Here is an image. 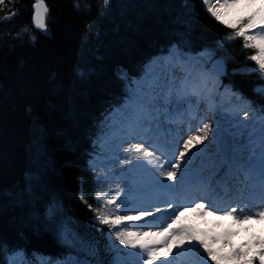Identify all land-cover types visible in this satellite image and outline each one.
Instances as JSON below:
<instances>
[{
    "label": "trees",
    "instance_id": "trees-1",
    "mask_svg": "<svg viewBox=\"0 0 264 264\" xmlns=\"http://www.w3.org/2000/svg\"><path fill=\"white\" fill-rule=\"evenodd\" d=\"M35 1L0 0V264L17 249L29 264L41 253L109 264L87 158L125 78L174 44L183 55L207 48L264 110L259 48L202 0H44L47 33L33 27Z\"/></svg>",
    "mask_w": 264,
    "mask_h": 264
},
{
    "label": "rangeland",
    "instance_id": "rangeland-1",
    "mask_svg": "<svg viewBox=\"0 0 264 264\" xmlns=\"http://www.w3.org/2000/svg\"><path fill=\"white\" fill-rule=\"evenodd\" d=\"M203 2L213 17L240 29L246 38L259 47L257 60L264 66V0ZM177 54V48H171L168 54L150 64L145 77L132 79L128 83L129 98L124 102L125 109H117L109 115V127L101 137L98 152L92 158L97 179L103 184L98 197L106 209L101 219L103 223L112 225L108 240L117 250L115 264H264V199L261 198V184L264 183V115H257L245 101L238 96V100L233 99L232 92L222 89L221 80L209 71L211 61L218 62L215 61L217 57L209 50H203L199 57L187 56V60H184L193 78L209 80L207 94L203 92L202 96L214 95L216 102L215 110H210L214 111L209 112L207 122H197L191 136L199 135L203 142L204 139L208 140L210 130L214 127L211 125L215 122L226 127L235 139L249 134L250 137H244V145L248 149L246 161L251 164L247 168L251 175H247L244 169L236 165L245 162L237 160L229 165L216 163V152L205 157L202 155L204 152L200 151L201 155L194 153V159L188 169H198L205 177L209 176L207 185L217 187L227 177L229 167L236 165L239 180L244 181L240 187L247 185L243 196L241 194L242 197L233 198L229 206L224 208L206 201L182 202L178 198L176 205L168 196V191L175 192L177 186L181 188L186 183L183 181V174H176V167L184 171L187 170L186 166L178 160H163L160 163V157L152 152L153 149L148 146L147 148L145 142L142 144L140 135L144 138L143 134L146 133L141 131L139 124L135 130H138L140 135L132 130V125H128L136 126L138 122L146 123L147 119H150L146 116L145 120L141 111L145 105L156 101L155 93L158 97L156 99L162 100V86L174 75L165 68L171 67H168V61L176 58ZM175 62L184 65L183 60L178 58ZM152 77L161 84L155 93L151 90L156 89V86L145 84L146 80ZM178 92L168 94L170 98H163L167 104L159 105L156 110L160 118L168 119L166 114L172 113L169 110V99L184 100L185 94L179 96ZM145 97H148V102L143 103ZM139 102L140 107H136ZM202 102L194 101V105L201 107ZM150 110L149 113L155 117L156 113ZM145 111L147 112L146 109ZM156 121L159 123V120ZM157 126L161 127L160 124ZM184 127L182 126V129ZM153 129L157 131L156 128ZM120 130L127 131L126 135L121 136ZM160 131H151L149 140L159 136L161 140H158V144L161 146L163 142L169 146L175 145L174 141L169 144L168 139L162 136L163 131ZM179 131L181 132L180 129ZM191 136L187 134L179 139L178 150H184L177 156L183 158L187 149L185 142ZM131 137L133 139H130ZM156 151L159 152L158 149ZM155 163L164 166L161 168L164 173L156 170L152 165ZM148 167L153 168L144 172ZM23 260L24 254L18 252L13 256L11 264H22Z\"/></svg>",
    "mask_w": 264,
    "mask_h": 264
},
{
    "label": "bare ground",
    "instance_id": "bare-ground-1",
    "mask_svg": "<svg viewBox=\"0 0 264 264\" xmlns=\"http://www.w3.org/2000/svg\"><path fill=\"white\" fill-rule=\"evenodd\" d=\"M186 73H187V70L186 69H184V71H183V73L181 74V78L183 77L184 78V84H185V86L186 87H188L187 88V91L185 92L186 93V95H185V100H186V105H185V107L182 105V101L180 100V99H176V100H173V101H175L176 103H178L179 105H175V106H173L172 105V102H170V105L171 106H173V108H170V110L172 111V113L174 112V110L173 109H175V112H174V117L176 118V120L178 121L179 120V123L180 124H182V121H183V118H181V113L182 112H185V109L184 110H182L181 112H179L180 111V109H181V106L182 107H184V108H187V110H190V112L188 113V111H186V113H187V116H188V121H190V123L191 122H193V125L195 126L196 124H197V122H200V121H203V122H205V119H207L208 118V114H209V111L212 109V108H214L215 107V104H214V96H212V95H210V96H204V97H199V99L201 100L200 102H202V105H201V107H199L198 106V104H196V105H194V100H193V97H191V96H189V94H192L194 91V89L196 88L197 89V92L199 93V90L200 89H207V86L205 85V83L203 82V81H200V83H199V85L198 86H196V87H194L195 85H197V82L196 81H194V80H196V78H192V80L191 79H189L187 76H186ZM198 79V78H197ZM181 80V79H180ZM180 80H178V81H176V82H174V83H171L170 81H167L166 83H165V86L163 87V89H164V92H161V94H162V96H163V98H168V92H170V91H172V90H174V88H176L177 90H182L183 88H180V85H182V83H181V81ZM147 81H149V80H147ZM151 83H153L152 85L153 86H156V89H152V90H157L158 89V87L161 85L160 83H157L156 82V80H154V81H151ZM185 90V89H184ZM198 95H200V93L199 94H197V96ZM158 98V97H157ZM162 100L161 101H159V102H163V104H167L165 101H164V99L162 98V97H160ZM184 100V101H185ZM146 108H148V107H146ZM147 110V109H146ZM151 110H149V111H147V112H150ZM184 116H186L185 114H183ZM208 115V116H207ZM207 116V117H206ZM179 117H180V119H179ZM148 124H151V125H148ZM132 126H133V128H132V130H135L137 127H138V124L136 125V126H134V124H132ZM147 126H148V128H147ZM193 126V127H194ZM212 126H214L213 128H211V130H210V133H209V135H208V140L207 139H204V137H206V135L203 137V139H204V142L200 139V137H199V135L197 136H191V137H189L187 140H186V145H187V149L188 150H194V153H195V155H196V153H198V155L200 154V151L201 152H204V154L202 153V155H203V157H205L206 155H208L209 154V156H211L214 152H215V137H216V127H218V123L216 122L215 124H213ZM140 127H142V126H140ZM147 128L148 130H150V131H148V136H149V134H152L151 133V131L152 132H154V133H158L161 129H159V128H156V122H153V120L151 121V120H148L147 119V122H146V124L144 125V127H143V129L141 128V131L142 130H144V128ZM153 128H156L157 129V131H155ZM129 129V128H128ZM131 130V129H130ZM130 130H128V131H130ZM171 129H169V130H167V131H165V132H163V135L162 136H164V138H167L168 139V143L170 144V141H173L172 140V135H170L171 133V131H170ZM177 130V129H176ZM193 130V128H191V130L189 131V132H191ZM206 130L208 131L209 129L208 128H206ZM136 131H138V130H136ZM163 131V130H162ZM162 131H160V132H162ZM173 132H174V134H173V138L174 137H176V138H180V137H183L182 136V133L179 131V130H177L178 132H176L175 131V129H173L172 130ZM167 132V133H166ZM188 132V133H189ZM130 133V132H129ZM139 133V132H138ZM153 133V134H154ZM166 133V134H165ZM187 133V134H188ZM198 133V132H197ZM196 133V134H197ZM185 134V133H184ZM194 134V133H193ZM200 134V133H199ZM202 134V133H201ZM205 134V133H204ZM139 135H140V133H139ZM143 135H145V137L147 136L146 134H143ZM158 135V134H157ZM159 135H160V133H159ZM155 136V135H154ZM203 136V135H202ZM140 138H141V142H142V144H143V137H141V135H140ZM151 139V138H150ZM166 139V140H167ZM136 140V139H135ZM149 140V139H148ZM158 140H161V138L159 137V136H155V137H153V139H152V142L153 143H156V144H158ZM148 142H151L150 140L148 141ZM175 143V142H174ZM145 144H147L146 146H148V144L149 143H145ZM159 145H160V143H159ZM141 147V146H140ZM169 148L172 152H174V156L176 155V153H175V151H176V149L178 148L177 147V145H176V143H175V145L174 144H171L170 146L169 145H167V143L166 142H163V144H162V146H161V148L163 149V148ZM180 147V146H179ZM185 147V146H184ZM186 148V147H185ZM144 149V148H143ZM186 149V150H187ZM154 150V149H153ZM187 150V151H188ZM154 151H156V150H154ZM186 152V151H185ZM147 153V152H146ZM150 153V152H149ZM201 155V154H200ZM154 156V155H153ZM152 156V157H153ZM148 157H150V156H148ZM158 157V156H157ZM146 159H145V161H147V157H145ZM169 158V157H168ZM150 159H151V157H150ZM155 159V158H154ZM194 159V154H193V157L191 158V159H187L186 157H184V155H183V158H181V157H179L177 160H178V162H181L182 164H184L185 166H186V168H187V170H180V169H177L178 167H176V174H177V176H180L181 174H183V178H188V179H191V182L193 181V174L190 172V170H188V167H189V165L190 164H192V160ZM152 160V159H151ZM153 161H155V160H153ZM177 162V161H176ZM191 162V163H190ZM152 165H154V167L156 168V170L158 171V172H162V173H164V171H162L161 170V168H164V166H162L160 163H155V164H152ZM239 165V167H240V165L241 164H238ZM151 169L152 170V168L153 167H148L147 169H145L144 170V172H149V170L148 169ZM241 168H243L242 166H241ZM236 169V168H235ZM235 169L233 168V170L235 171ZM179 170V171H178ZM245 172H246V174L247 175H249V171L248 170H245ZM237 177H239V174H237ZM239 178H235V180L237 181ZM222 186H225V188L227 189V191H229V189L231 188V187H233V185H231V183L230 184H221L220 186H219V189H218V191L219 192H221V190H220V188L222 187ZM201 188L204 190V192L206 193V198L208 199V197L210 198V195H209V193H211V194H213V187H209V186H205L204 184H201ZM217 191V192H218ZM197 195V193H196V191H195V189L194 188H189V189H187V190H185L184 192H183V196L182 197H180L181 199L183 198V199H188L187 197H189V196H196ZM229 196V195H228ZM227 196V197H228ZM179 198V197H178Z\"/></svg>",
    "mask_w": 264,
    "mask_h": 264
},
{
    "label": "water",
    "instance_id": "water-1",
    "mask_svg": "<svg viewBox=\"0 0 264 264\" xmlns=\"http://www.w3.org/2000/svg\"><path fill=\"white\" fill-rule=\"evenodd\" d=\"M48 15V9L44 2L39 1L34 5L33 15H32V24L33 27L37 30H41L42 32H46L47 29L45 27V20ZM223 65L219 61V63H213L212 71L215 73H222ZM219 150L221 151L224 158L229 159L230 151L232 147L231 136L226 133L225 130H221L219 135Z\"/></svg>",
    "mask_w": 264,
    "mask_h": 264
}]
</instances>
